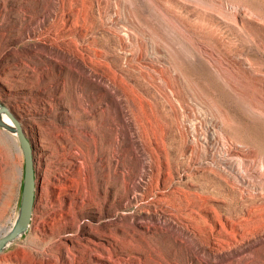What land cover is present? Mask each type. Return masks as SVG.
<instances>
[{"label": "rangeland", "instance_id": "rangeland-1", "mask_svg": "<svg viewBox=\"0 0 264 264\" xmlns=\"http://www.w3.org/2000/svg\"><path fill=\"white\" fill-rule=\"evenodd\" d=\"M0 103V264H264V0H0Z\"/></svg>", "mask_w": 264, "mask_h": 264}, {"label": "water", "instance_id": "water-1", "mask_svg": "<svg viewBox=\"0 0 264 264\" xmlns=\"http://www.w3.org/2000/svg\"><path fill=\"white\" fill-rule=\"evenodd\" d=\"M6 118L10 123L6 122ZM0 127L15 134L24 157V172L21 201L16 219L12 227L0 236V253L16 238L23 235L32 218L35 200V169L33 149L20 121L3 104L0 103Z\"/></svg>", "mask_w": 264, "mask_h": 264}, {"label": "bare ground", "instance_id": "bare-ground-1", "mask_svg": "<svg viewBox=\"0 0 264 264\" xmlns=\"http://www.w3.org/2000/svg\"><path fill=\"white\" fill-rule=\"evenodd\" d=\"M55 10H53L50 14L51 17H54L55 16ZM55 23V22H54ZM70 39V38H69ZM64 40V38H63ZM6 122L10 123L9 120L6 118ZM230 154L231 155H235V156H242L243 155V152L242 150L238 149V148H235V149H232L230 150ZM161 217V216H160ZM159 220L162 222V223H168L170 222L171 224H174L173 220H171L169 217H165V216H162L161 218H159ZM175 225V224H174Z\"/></svg>", "mask_w": 264, "mask_h": 264}]
</instances>
